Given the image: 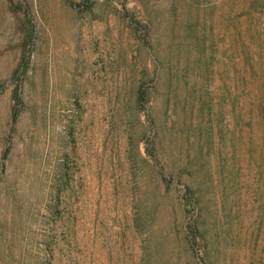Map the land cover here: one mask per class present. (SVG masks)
Masks as SVG:
<instances>
[{
	"label": "rangeland",
	"instance_id": "rangeland-1",
	"mask_svg": "<svg viewBox=\"0 0 264 264\" xmlns=\"http://www.w3.org/2000/svg\"><path fill=\"white\" fill-rule=\"evenodd\" d=\"M250 3L0 0V264H264Z\"/></svg>",
	"mask_w": 264,
	"mask_h": 264
},
{
	"label": "trees",
	"instance_id": "trees-1",
	"mask_svg": "<svg viewBox=\"0 0 264 264\" xmlns=\"http://www.w3.org/2000/svg\"><path fill=\"white\" fill-rule=\"evenodd\" d=\"M250 1L251 3L247 9V15H250L251 18L252 12L257 10L258 7H262V11H264V0ZM261 35L262 36L258 37L261 38L259 47L252 42L256 39V36H251L252 44L249 46V49L253 52L249 54L247 58V71L249 73L248 87H251L250 101L253 105L258 106L264 116V31ZM185 204L187 207H190V210L193 212L198 206V197L196 194L193 195L191 192V196L186 199Z\"/></svg>",
	"mask_w": 264,
	"mask_h": 264
}]
</instances>
